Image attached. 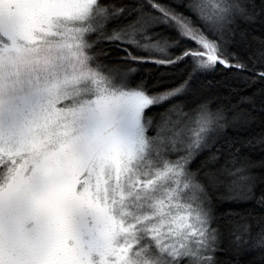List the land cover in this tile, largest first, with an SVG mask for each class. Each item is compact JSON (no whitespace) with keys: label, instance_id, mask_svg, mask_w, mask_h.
I'll return each instance as SVG.
<instances>
[{"label":"snow or ice","instance_id":"6c2138e0","mask_svg":"<svg viewBox=\"0 0 264 264\" xmlns=\"http://www.w3.org/2000/svg\"><path fill=\"white\" fill-rule=\"evenodd\" d=\"M256 147L264 0H0V264H264Z\"/></svg>","mask_w":264,"mask_h":264},{"label":"trees","instance_id":"16d2710c","mask_svg":"<svg viewBox=\"0 0 264 264\" xmlns=\"http://www.w3.org/2000/svg\"><path fill=\"white\" fill-rule=\"evenodd\" d=\"M259 3V0H257ZM145 75L155 74L154 66L151 64L145 65ZM206 81H210L211 83L205 84L204 92L213 96V98L219 97L221 100L231 99L232 102H235L236 96L235 93H232L230 90V85L232 84L231 79L227 78L223 72H217L215 74H211L205 78ZM252 157L255 160H260L264 158V150H261L259 147L250 150Z\"/></svg>","mask_w":264,"mask_h":264}]
</instances>
